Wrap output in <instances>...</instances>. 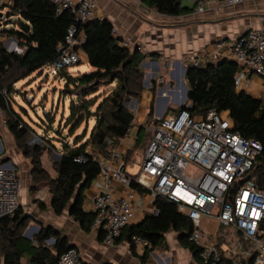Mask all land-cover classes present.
<instances>
[{
    "label": "trees",
    "instance_id": "1",
    "mask_svg": "<svg viewBox=\"0 0 264 264\" xmlns=\"http://www.w3.org/2000/svg\"><path fill=\"white\" fill-rule=\"evenodd\" d=\"M184 1L141 0L145 6L167 16L194 11V7L184 5ZM0 13V35L25 41L22 43L25 46L23 54L7 51L0 41V109L8 115V132L16 147L30 159L34 183H48L50 209L57 216L66 212L83 233L89 234L94 213L83 207L85 190L99 173L98 158L108 159L111 150L118 147L133 124L134 115L124 105V100L129 96L140 101L144 80L141 64L148 54L137 46L123 45L125 39L115 34L112 23L106 18L77 23L69 11L56 14L48 0H12L10 6L0 5ZM10 16L17 18L12 22L13 26H2V19L8 20ZM74 23L85 36L78 49L85 53L94 70L75 75L68 72L69 68L58 71L60 80L64 79L61 93L73 94L75 99L70 100L65 126L59 123L53 130L55 140L61 144L60 150L57 148L61 158L54 161L52 176L42 166V154L47 148L27 144L31 128L11 107L10 98L16 82L50 65L57 56L58 44L64 42L67 29ZM237 71L236 62L226 59L207 62L203 67L188 62L184 78L189 106L182 108L193 117H200L209 109L227 111L241 136L259 141L262 151L248 179L256 187L264 188V98L237 90L234 84ZM48 113L44 112L43 121L52 129L54 118ZM151 117L152 104L147 122L156 124L158 120ZM91 119L93 127L87 134ZM82 123H85L82 131L75 133ZM64 128H67L65 134ZM46 141L53 143V140ZM138 143L136 139L134 146L127 150ZM7 160L9 158H3V161ZM40 206L44 207V204L40 203ZM153 206L156 214L146 213L140 222L126 226L115 243L128 242L132 254L145 262L149 252L166 245L164 234L174 230L179 245L199 261V249L188 240L193 228L191 221L178 213L174 203L162 197H156ZM28 222L29 216L19 208L0 218V264H21L24 256H27V264H59L60 253L72 247L77 249L67 236L50 226L39 229L33 239L25 237L22 232ZM134 235L147 243L141 255L135 251ZM98 236L101 240V235ZM49 238L54 240L52 245L45 244Z\"/></svg>",
    "mask_w": 264,
    "mask_h": 264
},
{
    "label": "built area",
    "instance_id": "2",
    "mask_svg": "<svg viewBox=\"0 0 264 264\" xmlns=\"http://www.w3.org/2000/svg\"><path fill=\"white\" fill-rule=\"evenodd\" d=\"M191 1L194 12L201 13L214 4L234 6L249 0ZM48 2L56 14L69 11L77 23L96 18V0ZM11 4L12 0H0V5ZM84 37L72 24L50 65L63 69L80 62L78 47ZM8 42L7 51H25L23 39ZM122 44L130 47L131 42L126 39ZM212 49L207 56L192 57L191 64L205 66L210 54L214 59L236 62V89L245 88L247 74L264 78L263 28H250L231 43L217 41ZM155 119L158 122L147 127L150 136L138 159L127 161L125 151L118 147L111 150L108 159L98 158L99 173L92 183L95 192L87 206V202L83 205L94 213L91 231L101 235L104 246H113L123 229L133 224L135 212L144 211V196L148 194L151 204L162 197L191 221L188 240L199 249V264H264V188L248 179L262 151L261 143L241 136L227 111L209 109L193 117L180 108ZM130 132L131 127L125 137ZM136 166V174L128 172ZM19 190L15 165L0 158V218L18 208ZM153 213H157L154 206ZM132 241L147 245L135 235ZM58 263L88 264L73 247L59 254Z\"/></svg>",
    "mask_w": 264,
    "mask_h": 264
},
{
    "label": "crops",
    "instance_id": "3",
    "mask_svg": "<svg viewBox=\"0 0 264 264\" xmlns=\"http://www.w3.org/2000/svg\"><path fill=\"white\" fill-rule=\"evenodd\" d=\"M96 1V18L109 20L117 36L129 40L131 48L137 46L141 52L148 54L144 60L148 64H141L144 80L140 101L136 100V104L130 103L126 105L127 109L134 115L133 123L137 122L138 125L143 124L147 119L150 104L153 106L151 118H158L164 115L165 108L169 103L174 106H179L181 103L187 104L181 78L185 81L186 70L184 71L183 68L187 67V63L190 62L192 57L200 56L201 54L207 56L213 50V45L217 41L223 40L231 43L250 28L264 29V0H249L234 6L214 4L201 13H195L191 10L179 16L160 14L137 0ZM190 3L191 6L188 5V7H194L191 0ZM207 59L208 62L221 60L220 58L214 59L211 54L208 55ZM78 63H81V65L70 69L74 75L94 70L88 64L87 57L82 51H80V62ZM244 82H246L245 88L237 90H244L256 98H264L263 77L247 74L243 78ZM54 95L53 93L50 110L57 116L59 102L55 106ZM42 98L45 101L47 95ZM72 99H75V95H64L59 90L58 101L62 100L63 103H68L67 107L63 104L61 119L69 114V103ZM140 108L144 109L145 113L141 112ZM134 110L136 111L135 113ZM91 122L93 123L94 121L91 120ZM131 146L125 143V138H123L120 140L118 148L126 151ZM94 192L93 184L85 190L84 203L87 202L84 205L85 207L90 202ZM141 209L135 212L136 217L133 222L135 224L140 222L146 213L153 212V204L150 203L148 194L144 196V211H141ZM68 219L70 223L74 222L70 217ZM89 234L93 238L82 241V244L86 245L84 253L82 254L78 251L80 257L88 264H119L117 261L121 258L119 254L123 255L126 253L136 257L140 264H163L164 262L166 264H199V261L193 257L188 249L179 245L177 232L174 230L166 232L164 238L168 244L172 243L177 255L167 256L166 253L161 255L153 251L145 262H141L137 256L133 255L131 247L125 245L124 242L116 243L113 246H104L98 239V233L91 231ZM89 234L85 235L89 236ZM64 235L67 236V233ZM68 240L74 245L77 244L69 238ZM91 242L98 245L99 251L96 255L88 250ZM77 247L79 248V246ZM143 247L145 246L142 245L141 247L138 245L135 247V251L140 254L143 252ZM104 248L110 251L112 257L105 258L103 254Z\"/></svg>",
    "mask_w": 264,
    "mask_h": 264
},
{
    "label": "rangeland",
    "instance_id": "4",
    "mask_svg": "<svg viewBox=\"0 0 264 264\" xmlns=\"http://www.w3.org/2000/svg\"><path fill=\"white\" fill-rule=\"evenodd\" d=\"M184 5H190V0H185ZM6 12V8L3 11ZM8 20L2 19V26L5 25L6 28H10L13 26V21L17 20L16 17L10 16L7 17ZM10 39H16L14 36H6V35H0V41L2 43V46L4 47L8 45V41ZM81 63H78L68 69V72L72 73L70 69L76 68ZM59 69L54 68L51 65L45 66L42 70H37L33 73H31L26 78H23L16 82L14 84L15 91L13 92L10 102L11 107L21 115V117L27 122V124L30 126L31 131L29 132L28 136V145H37V146H45L47 149L44 150L42 154V166L49 172L52 176L54 175L53 171V163L54 161L58 160L56 154H60L57 151V148L60 150L61 144L58 143V141L55 140V133L54 128H57L59 123H61L62 126H65L66 117L61 119V112L63 108V104L65 107H67L68 103H63L62 100L58 101V94L59 90L62 92L63 85H64V79H61L59 83V75H58ZM73 74V73H72ZM47 89V91H46ZM54 95V104L58 106V114L55 116L54 113L51 112V100H52V94ZM47 95V99L45 101L43 100V96ZM46 97V96H45ZM150 106V105H149ZM180 106L172 105L169 103V105L165 108V113L172 114L175 113ZM23 108V109H22ZM141 112L145 113V110L140 108ZM149 109V107H148ZM55 110V109H54ZM153 111V106H152ZM44 112H50L48 115L52 116L54 118V123L52 125V129L48 127L47 123H44L43 119H45ZM136 111L134 110V113ZM8 120V115L6 112L0 109V158H9V161H11L16 169H17V175L20 178V190H19V206L18 208L23 211L26 215L29 216V222L27 226L23 229V235L34 238V235L41 229L42 227H53L57 230H59L61 233L66 234L67 237L75 241L76 246H79L78 251H80L82 254L85 251V244H82V241H87L93 238L92 235L89 234L85 235L81 230L79 229L76 222L70 223L69 216L67 213H63L62 215H56L49 207V187L47 182H39L34 183V181L31 178V170L32 165L31 161L28 157H25L22 154V151H20L16 145L15 142L8 134V129L6 126V122ZM60 120V121H59ZM92 120V119H91ZM91 120L87 124V134L91 131L93 127V123ZM5 121V122H4ZM152 124L150 122H147V119L143 122V124L138 125L137 122L133 123L131 126V132L129 136L125 137V143L129 144L130 146H134L136 139H138V144L132 148L131 150L125 151V159L127 161H133L135 159H138L140 156L146 139L150 136V131L148 128ZM85 123H82L79 128L76 130L75 133H79L84 128ZM142 126V128H141ZM146 126V127H145ZM148 127V128H147ZM140 130L139 134L137 135L138 131ZM67 132V128H64L63 133L65 134ZM48 140H53V143H48ZM71 141V140H70ZM54 144L55 147L52 148L51 145ZM131 146V147H132ZM52 148V149H50ZM8 161V160H7ZM138 167L136 166L133 169H128V172L131 174H136L138 172ZM40 203L44 204V207L40 206ZM52 239L49 238L45 240V244L52 245ZM125 243V245H128L130 247V244L128 242L122 241ZM91 242L89 245L90 247L88 250L96 255V253L99 251L97 248V244H93ZM142 247L141 244H138ZM135 244V246H138ZM87 249V248H86ZM105 251H103V254L105 258L112 257L110 251H107L106 248H104ZM140 250V249H139ZM144 250V247H143ZM156 251L159 254L166 253L167 256H173L177 255L175 248H173L172 243L168 244L166 242V245L159 246L152 250L151 252ZM141 252V251H140ZM149 252V255L151 254ZM137 253V252H136ZM143 253V252H142ZM142 253H137L138 255H141ZM121 255V258H119L118 263L119 264H135L138 260L136 257L131 256L130 254H119ZM148 255V256H149ZM123 256V257H122ZM27 256H24L21 260V264H27ZM136 264H140L139 261H137ZM163 264H166L165 262Z\"/></svg>",
    "mask_w": 264,
    "mask_h": 264
},
{
    "label": "water",
    "instance_id": "5",
    "mask_svg": "<svg viewBox=\"0 0 264 264\" xmlns=\"http://www.w3.org/2000/svg\"><path fill=\"white\" fill-rule=\"evenodd\" d=\"M6 46L4 45V48H5ZM148 63L147 62H143L142 63V65H147ZM183 70L185 71H187V67H184L183 68ZM185 71V72H186ZM183 76V75H182ZM146 83V82H145ZM181 84H182V87H183V89H184V91H185V98H187V94H188V88H187V86H186V83H185V81H184V79L183 78H181ZM130 103H132V104H136L137 103V101L134 99V98H132V97H129V96H127L126 98H125V100H124V105L126 106V105H128V104H130ZM181 108L183 107V106H185V104L184 103H181L180 105H179ZM56 156H57V159H60L61 158V155L60 154H56ZM25 236V235H24ZM25 237H27V236H25ZM27 238H30V237H27ZM53 240V239H52Z\"/></svg>",
    "mask_w": 264,
    "mask_h": 264
}]
</instances>
